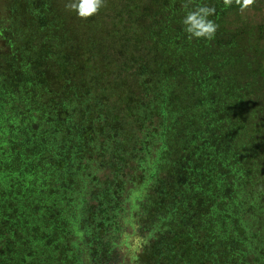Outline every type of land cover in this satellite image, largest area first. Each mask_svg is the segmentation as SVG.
<instances>
[{
  "label": "trees",
  "instance_id": "trees-1",
  "mask_svg": "<svg viewBox=\"0 0 264 264\" xmlns=\"http://www.w3.org/2000/svg\"><path fill=\"white\" fill-rule=\"evenodd\" d=\"M0 0V264H264V0Z\"/></svg>",
  "mask_w": 264,
  "mask_h": 264
},
{
  "label": "clouds",
  "instance_id": "clouds-1",
  "mask_svg": "<svg viewBox=\"0 0 264 264\" xmlns=\"http://www.w3.org/2000/svg\"><path fill=\"white\" fill-rule=\"evenodd\" d=\"M193 0H187L183 5L186 15L183 18L184 30L189 35V39L205 38L211 40L217 32V25L214 20L209 17L216 12L214 7L207 5H196L189 8ZM225 7H230L233 3L239 6L241 13L251 8L256 0H223ZM105 6V0H69L65 5L66 10L75 12L79 18L88 19L97 15Z\"/></svg>",
  "mask_w": 264,
  "mask_h": 264
}]
</instances>
